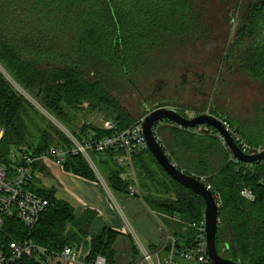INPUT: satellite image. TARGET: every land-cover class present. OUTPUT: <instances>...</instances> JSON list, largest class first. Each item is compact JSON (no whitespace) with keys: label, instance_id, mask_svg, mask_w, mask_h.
<instances>
[{"label":"trees","instance_id":"trees-1","mask_svg":"<svg viewBox=\"0 0 264 264\" xmlns=\"http://www.w3.org/2000/svg\"><path fill=\"white\" fill-rule=\"evenodd\" d=\"M217 1L229 4L235 18L242 10L246 15L225 50L216 76L188 58V52L208 34L198 0H0V66L18 85L0 69V128L5 130L0 159L6 161L12 146L21 152L41 154L50 145H72L19 88L63 121L79 139L101 138L115 132L89 123L78 125L77 118L87 111L104 113L107 119L117 122L118 130L135 123L115 96L127 95L137 87L134 77L148 79L157 75L153 91L145 97L148 102L152 98L151 105L157 107L178 105L180 88L188 85L189 76L199 79L205 73L207 83H215V89L227 67L245 69L264 88V0ZM181 50L187 53L179 61L181 81L174 85L172 95L164 90L173 82L169 74ZM210 113L228 119L220 109ZM229 124L251 145L262 143L264 100L250 123L231 120ZM202 134L177 128L172 131L170 147L160 142L181 169L204 178L221 200L218 252L240 264H264V161L235 162L217 134ZM120 154L119 148L104 152L115 164L105 178L114 193L127 196L133 180L122 177L127 168L118 163ZM153 162L158 164L148 148L134 155L140 190L146 189V203L162 214L161 220L177 239V248L190 249L197 229L186 223L200 224L204 220L205 202L166 172L161 175L164 169L159 164L151 168ZM63 165L69 172L98 180L81 154L67 155ZM32 188L46 197L50 206L32 230L12 219L7 224L10 236L31 239L46 251L43 259L53 257L66 246L79 249L89 236L96 212L87 209L76 216L74 207L58 199L54 190L35 185ZM245 189L251 191L253 199L242 194ZM117 236L118 232L104 229L92 240L86 260L92 262L102 255L108 264H120L115 247ZM6 241L0 235V242ZM170 249L171 244L164 254L168 255ZM18 264L43 263L24 257Z\"/></svg>","mask_w":264,"mask_h":264},{"label":"built area","instance_id":"built-area-1","mask_svg":"<svg viewBox=\"0 0 264 264\" xmlns=\"http://www.w3.org/2000/svg\"><path fill=\"white\" fill-rule=\"evenodd\" d=\"M38 109L43 111L46 110L40 107H38ZM47 113L49 112L47 111ZM49 115L59 126L60 130L70 139L72 143L70 147L59 144L50 145L41 154L27 151L21 152L19 150V154H17L13 162L7 159L4 162V160L2 161V159H0V235L7 240L6 242H0V264H18L24 257L34 258L43 264H62L63 262L66 264H108L107 259L102 255H98L92 262H88L87 260L81 261L77 251L71 246H66L61 252L54 254L52 258L56 259V261L52 259L53 262L48 263L46 262L47 256L45 259L42 258V255H46V251L42 247L35 244L28 237H22V239L11 237L7 230V224H9L12 219H15L25 225L28 230H32L36 226L40 217L50 206L49 200L32 188V182L36 179L39 172L37 165L49 161L58 165H63L66 156L69 154L83 155L98 178L104 181L94 161V154L104 153L108 150L119 148L121 154L116 158L118 163L128 167L132 172L131 178L133 183L130 187V193L132 195L142 196L139 182L134 174L133 158L137 151L148 148L146 138L143 134L145 116H142L130 127L123 130L117 129L118 125L116 121L107 119L102 123L100 128L103 130L115 131L111 135L101 138L79 139L52 114L49 113ZM224 125L234 137L238 146L245 153L257 154L264 151V141L259 145H251L240 133L233 130L226 120L224 121ZM4 135L5 130L1 129L0 148ZM219 137L222 143L228 147L225 139L222 136ZM231 159L235 162H240L232 152ZM122 176L125 177L124 174ZM200 180L206 184L208 189L212 190L211 185L207 184L204 178ZM242 194L248 199H253V195L249 190L245 189ZM215 196L220 207L221 200L218 195L215 194ZM189 226L197 229L194 244L190 249L180 251L176 246L177 239L166 230L164 243L156 250H149L139 242L141 259L131 264H176L174 257L177 255L188 261L214 264L208 253L204 220L200 224L191 223ZM169 244H171L169 254L166 258L162 259L161 254Z\"/></svg>","mask_w":264,"mask_h":264},{"label":"rangeland","instance_id":"rangeland-1","mask_svg":"<svg viewBox=\"0 0 264 264\" xmlns=\"http://www.w3.org/2000/svg\"><path fill=\"white\" fill-rule=\"evenodd\" d=\"M197 4L201 9V13L203 14L202 21L203 25L206 26L208 34L204 36L199 42H197L192 50L188 52V58L193 62H197L199 65L207 67L208 73H210L209 71H213L217 76L220 71L225 50L229 46L233 38V34L235 33L238 26L244 23L246 11H239L237 14L238 16L235 18L232 16L230 5L227 3L217 0H198ZM186 53L187 52L184 50L179 52L175 58L177 63L182 61L183 57L181 56H184ZM180 62L178 64H173V71L169 74V77H171L169 79L173 82L165 87L164 91L168 94L174 95V85L181 81L182 72L180 70ZM0 69L17 87L18 85L1 66ZM155 78H157V75L148 79H144V77H134V81L138 84L137 87L130 90L129 94L127 95H115L122 107L129 111L135 120L145 116L144 113L147 111V104L144 102V98L146 97V94H149L153 91V82ZM220 79L221 80L216 83H219V85L216 86L215 89L213 88L215 83L208 82L206 84L207 87L204 88L205 93L202 95L194 91V89L190 86L182 89L181 93L184 98L183 104L185 105L183 107L186 109L182 110V113L188 117H193L199 114V112L210 113V110L217 108L226 113L228 123L231 120L238 121L243 124L250 123L253 117L256 115L257 107L264 100V88H262L245 69L239 68L237 66L227 67ZM19 90H21L24 94L25 91H23L21 88H19ZM24 95L33 104L36 103L35 105L37 108H44L29 93L25 92ZM149 103L153 104L152 98L149 99ZM40 111L47 117V121L59 128V126L52 120L51 116L46 110ZM58 120L62 124L64 123L60 119ZM106 120L107 118L104 113L87 111L83 116L81 115L77 118V123L80 126L89 123V125L92 124L101 127L102 123ZM231 128L234 130L232 126ZM1 129L2 128H0V130ZM17 154H19V150L16 146H12L11 152L9 155L5 156V158L13 162ZM94 161L104 177L106 176L108 170L115 165L112 159L107 158L104 153H101L100 155L94 154ZM152 167L157 168L160 166L156 162H153V164H151V168ZM163 173H165V171H162L161 175ZM47 182L48 180L43 183V181L41 182V179L39 180L36 178L33 180L32 184L37 187H47ZM145 190L142 191V193L144 195H148L147 191L144 193ZM133 238L136 248L138 249V252H135L133 255V259L138 261L141 259L139 241L136 239V237L133 236ZM124 248L125 247H122V245L118 244V256L123 254L125 250ZM52 259V257L47 256L46 262L52 263L53 260L56 261V259ZM175 260L177 264H199L195 261L184 260L180 256L176 257Z\"/></svg>","mask_w":264,"mask_h":264},{"label":"crops","instance_id":"crops-1","mask_svg":"<svg viewBox=\"0 0 264 264\" xmlns=\"http://www.w3.org/2000/svg\"><path fill=\"white\" fill-rule=\"evenodd\" d=\"M188 86L190 85L185 84L180 88V91L182 92V89ZM198 93L201 95L203 94L200 92ZM177 103L185 106L183 104L184 98L182 93L181 99ZM177 128L185 129L170 121H164L159 123L156 127V135L159 140L170 147L173 142L172 131L177 130ZM185 130L203 135L201 128ZM209 135H216L219 140H221L214 129L209 132ZM37 168L39 172L36 178L39 180L41 179L43 183L48 180L47 187L42 186L41 188L54 190L58 199L65 200L74 207L76 216H81L87 209L96 212L89 236L84 239L79 249H75L81 261L86 260L91 250L92 240L99 236L104 229H111L118 232L115 247L117 250V260L120 264H129L133 260V255L137 250L133 236L147 248L151 246L160 247L164 243L166 230L168 231V229L161 220L162 214L154 211L146 203L142 191V196L132 195L131 193L127 196L116 194L110 189L103 175L104 181L100 178H98V180H90L69 172L64 168V165H58L52 161L39 163ZM126 168L127 171L123 173L125 175L124 178H131V170L128 167ZM134 174L137 178L135 169ZM178 221L181 222L179 217ZM186 224L189 226V223ZM118 244L125 247L124 249L126 250L119 256ZM167 256L168 255H165L164 252L161 254L162 259ZM176 257L179 256H175L174 259H176ZM62 264L66 263L63 262Z\"/></svg>","mask_w":264,"mask_h":264},{"label":"water","instance_id":"water-1","mask_svg":"<svg viewBox=\"0 0 264 264\" xmlns=\"http://www.w3.org/2000/svg\"><path fill=\"white\" fill-rule=\"evenodd\" d=\"M170 121L185 129L201 128L208 133L214 129L222 136L232 154L242 163L254 164L264 161V151L257 154L245 153L236 143L234 137L224 125V118H219L209 112L197 114L193 117L184 115L174 106H148L143 122V134L150 152L158 164L176 182L201 196L205 202L204 223L206 228V242L209 257L214 264H240L221 255L216 246V235L219 225L220 208L214 192L207 188L206 184L181 169L164 149L156 135V127L159 123Z\"/></svg>","mask_w":264,"mask_h":264},{"label":"flooded vegetation","instance_id":"flooded-vegetation-1","mask_svg":"<svg viewBox=\"0 0 264 264\" xmlns=\"http://www.w3.org/2000/svg\"><path fill=\"white\" fill-rule=\"evenodd\" d=\"M186 81L188 82V85H190L194 89V91L205 93L204 88L207 87L206 83L208 81L205 73L203 75H200L199 79L189 76ZM144 102L147 104V107L152 106L145 98H144ZM174 107H176L180 111L186 110L185 107H183V105L178 104V105H175Z\"/></svg>","mask_w":264,"mask_h":264}]
</instances>
